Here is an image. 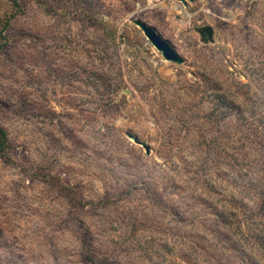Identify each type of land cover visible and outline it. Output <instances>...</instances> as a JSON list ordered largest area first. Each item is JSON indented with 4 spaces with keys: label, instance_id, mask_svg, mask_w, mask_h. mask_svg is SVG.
I'll return each mask as SVG.
<instances>
[{
    "label": "rangeland",
    "instance_id": "rangeland-1",
    "mask_svg": "<svg viewBox=\"0 0 264 264\" xmlns=\"http://www.w3.org/2000/svg\"><path fill=\"white\" fill-rule=\"evenodd\" d=\"M0 264H264V0H0Z\"/></svg>",
    "mask_w": 264,
    "mask_h": 264
},
{
    "label": "water",
    "instance_id": "water-1",
    "mask_svg": "<svg viewBox=\"0 0 264 264\" xmlns=\"http://www.w3.org/2000/svg\"><path fill=\"white\" fill-rule=\"evenodd\" d=\"M178 2L184 4L186 0H177ZM187 1H192V0H187ZM135 26H137L145 39L149 42V44L157 51L160 53L162 58L165 61L168 62H173L176 64H182L183 60L181 57L175 52V50L161 37L157 35L154 29L146 26L143 24V22L139 20H133L132 21ZM199 32L203 35L204 39H207L209 42H212V29L209 26L203 27L199 30ZM128 138L132 139L134 143L140 145L144 150L145 153L148 154V148L147 145H145L143 142L138 141L133 135L130 133L126 134Z\"/></svg>",
    "mask_w": 264,
    "mask_h": 264
}]
</instances>
